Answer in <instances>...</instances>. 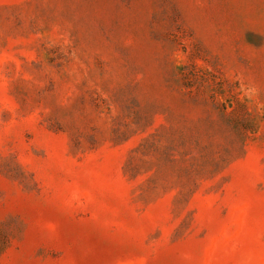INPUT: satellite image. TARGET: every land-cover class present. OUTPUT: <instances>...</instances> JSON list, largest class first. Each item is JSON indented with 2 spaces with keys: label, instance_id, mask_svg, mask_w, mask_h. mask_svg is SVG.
<instances>
[{
  "label": "rangeland",
  "instance_id": "374dc122",
  "mask_svg": "<svg viewBox=\"0 0 264 264\" xmlns=\"http://www.w3.org/2000/svg\"><path fill=\"white\" fill-rule=\"evenodd\" d=\"M0 264H264V0H0Z\"/></svg>",
  "mask_w": 264,
  "mask_h": 264
}]
</instances>
